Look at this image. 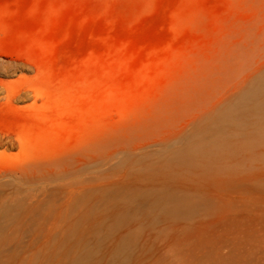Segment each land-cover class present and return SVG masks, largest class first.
I'll use <instances>...</instances> for the list:
<instances>
[{"label": "rangeland", "instance_id": "374dc122", "mask_svg": "<svg viewBox=\"0 0 264 264\" xmlns=\"http://www.w3.org/2000/svg\"><path fill=\"white\" fill-rule=\"evenodd\" d=\"M0 264H264V0H0Z\"/></svg>", "mask_w": 264, "mask_h": 264}]
</instances>
